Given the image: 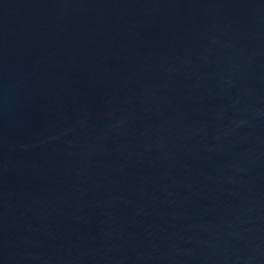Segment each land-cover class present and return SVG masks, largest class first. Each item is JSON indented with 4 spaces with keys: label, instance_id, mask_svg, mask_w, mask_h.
Masks as SVG:
<instances>
[{
    "label": "water",
    "instance_id": "water-1",
    "mask_svg": "<svg viewBox=\"0 0 264 264\" xmlns=\"http://www.w3.org/2000/svg\"><path fill=\"white\" fill-rule=\"evenodd\" d=\"M0 264H264V0H0Z\"/></svg>",
    "mask_w": 264,
    "mask_h": 264
}]
</instances>
